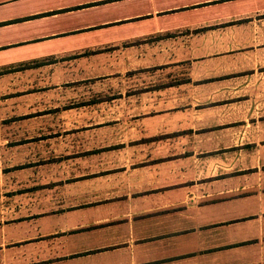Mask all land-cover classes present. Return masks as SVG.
<instances>
[{
	"label": "crops",
	"instance_id": "obj_1",
	"mask_svg": "<svg viewBox=\"0 0 264 264\" xmlns=\"http://www.w3.org/2000/svg\"><path fill=\"white\" fill-rule=\"evenodd\" d=\"M132 72L156 152L50 162L23 93ZM0 264H264V0H0Z\"/></svg>",
	"mask_w": 264,
	"mask_h": 264
},
{
	"label": "rangeland",
	"instance_id": "obj_2",
	"mask_svg": "<svg viewBox=\"0 0 264 264\" xmlns=\"http://www.w3.org/2000/svg\"><path fill=\"white\" fill-rule=\"evenodd\" d=\"M141 83L142 76L136 72L109 81L69 82L58 86L49 83L43 89L46 92H25L23 95L29 96L17 102L38 110L37 115L31 116L37 117L36 121L42 116L48 120L51 127L36 133L55 142L46 146L57 150L56 159L53 153L47 154L50 162H60L64 156L73 160L78 152L84 154L87 150L96 154L106 151L114 154L115 160L123 154L147 155L158 149L151 140L159 136L149 135L153 126L148 114L151 109L140 107L145 97L151 96L147 91L153 90V83L145 82V88ZM37 88L33 86L34 90ZM65 150L69 152L64 153Z\"/></svg>",
	"mask_w": 264,
	"mask_h": 264
}]
</instances>
